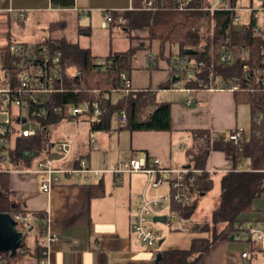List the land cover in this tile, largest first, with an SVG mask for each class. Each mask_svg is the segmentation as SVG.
<instances>
[{"label":"crops","instance_id":"1","mask_svg":"<svg viewBox=\"0 0 264 264\" xmlns=\"http://www.w3.org/2000/svg\"><path fill=\"white\" fill-rule=\"evenodd\" d=\"M149 1L73 0L72 5H64L57 0H0V87H6L10 82L6 74L13 66V57L9 51L12 42L39 46L53 32V24L56 29L59 28L58 34L62 36L66 34L65 28L70 19L78 18L77 39L74 38V41L81 47L90 48L99 59L107 58L113 51L136 48L129 72L133 88L157 89L156 101L171 103L169 130H131L126 127V123L120 122L121 111L111 116L110 127L103 130L92 131L87 116L64 118L54 123L60 128L56 130V134L60 131V140H72L71 152L66 158L58 159L61 153L57 149L49 150V154L45 155L58 159L54 167L73 169L80 166L82 158H86L90 167L107 170L102 176L89 175L84 178L83 175L56 172L54 175L57 178L52 181L50 192H44L40 184L46 173L39 172L38 165L31 169L14 168L2 156L8 164L0 166V171L9 173L15 204L26 212L30 221L46 225L42 235L47 230L59 231L61 234V240L50 250L51 264H158V252L181 247L174 246L172 240L166 243L167 237H161L154 247L143 243L134 233L133 215L140 194L154 197L169 194L171 189L167 184L165 188L162 185L152 187L148 183V175L141 172L125 171L117 179L113 171L116 165L132 156H139L148 158L149 162L159 157L161 165L165 167H191L193 162L187 151L195 144L191 132L193 129L207 130L213 140L226 138V132L234 129L243 130L246 138L250 136V105L237 102L234 90L212 84L203 88L188 87L184 80H179L173 74L172 65L179 51L177 46L167 42L163 47L160 39L150 37L148 25L128 30L126 26L115 24L112 15L111 21L104 25L106 12L119 13L118 20L125 22L132 12L153 10L149 7ZM154 2L158 3L156 0ZM228 3L242 7L238 11L240 19L233 25L234 29L241 31L253 16L257 17V12L247 9L256 0H201L202 8L209 11H215ZM22 12L24 18L21 17ZM212 22L216 25L213 17ZM43 27L49 28V33L39 36V30ZM114 28L122 38L128 37L116 48H112ZM226 33L222 34V39ZM65 36L68 38L67 34ZM174 76L177 78L174 79ZM169 80H172L169 88H158ZM91 134L96 138L95 144L91 142ZM55 143L52 146L55 147ZM206 171L209 176L201 183L200 188L204 194L200 203L214 189L216 179L217 185L220 184L216 209L222 194L223 176L229 171H264V153L259 150L253 156L240 154L234 163L224 151L213 149L207 156ZM92 186H102L104 193L93 195ZM260 196L255 197L252 207L240 215L246 225L256 220L264 221V208L257 209L255 205ZM167 207L163 212H154L151 218L154 220V216L163 214L169 218V203ZM174 218H178L177 215ZM209 218L185 221L188 225L194 222L192 227L199 231L202 226L199 224H204ZM187 224H180L172 231L179 232L184 227L187 230ZM201 236L205 235L193 236L190 244L195 237ZM30 240L33 243V237ZM257 245V242L248 239H219L211 244L198 264H264L263 254L242 256L245 251L252 252Z\"/></svg>","mask_w":264,"mask_h":264},{"label":"trees","instance_id":"2","mask_svg":"<svg viewBox=\"0 0 264 264\" xmlns=\"http://www.w3.org/2000/svg\"><path fill=\"white\" fill-rule=\"evenodd\" d=\"M157 8L148 11L132 12L128 21H119L120 14L111 11L113 22L120 27H128V30L136 26L148 25L150 37L160 39L162 46L169 42L179 48L178 57L189 56L197 61H205L204 67L198 68L194 74L186 71V67L179 71L172 65L173 74L179 80H184L188 87L203 88L212 84L215 87H229L231 81L239 82L241 88L234 90L235 98L239 103H247L251 108L250 136L235 141L230 138L211 139L209 132L203 129H193L192 135L195 144L187 151L191 161V167L202 171L197 174L194 182L184 181L181 190L187 193L191 200L188 202L176 200V189H171L169 209L176 213L177 217L191 220L197 213L200 200L203 196L202 181L209 175L206 171L207 156L211 150H222L236 163L238 156L244 154L253 156L257 151L264 153V83L260 70L264 66V34L258 26V18L252 17L250 23L241 31L234 29L236 11L229 9H217L209 11L200 9L201 0H193L197 9L179 10L174 8L175 0H156ZM165 1V6L160 3ZM233 2L235 0H232ZM64 5H72L73 0H57ZM127 17V16H126ZM215 18L218 28L214 50L211 44H200V21L203 18ZM57 24V23H55ZM53 24L47 38L39 45L54 47L59 45L63 50L64 70L67 77L66 91L56 93L52 97L55 105L63 106L61 113L51 112L45 118L37 119L42 127L33 135L24 136L20 128L12 126V130L3 133L7 138V144L0 145V161L3 159V150L8 151L4 155L14 168L31 169L38 165L41 157L49 153L52 147L50 139V125L61 119H74L68 113L70 105L83 101H95L107 107V111L97 119H90L92 131L108 129L111 116L122 110L128 115L126 127L136 129H171V103L168 101L157 102L156 90L152 88H138L124 90L119 83L120 72H129L132 68V58L136 48L130 47L126 51H113L107 57L110 67L103 65L100 59L94 56L90 48L81 47L74 40L65 35L58 34L59 28ZM257 28L259 30L257 31ZM227 32V33H226ZM225 38L222 39V34ZM218 39V40H217ZM199 46V47H198ZM193 52H188V49ZM223 49L231 50L233 58L229 61L221 60ZM214 52V53H212ZM213 56V58H212ZM213 59V61H212ZM172 59H170V62ZM244 64L248 65V71H244ZM6 74L10 78L11 68ZM77 70L81 71L78 76ZM131 77V76H130ZM172 80L162 83L158 88H169ZM5 85V84H4ZM74 86H80V91H75ZM124 93L116 101L112 100V93L120 90ZM1 105V103H0ZM259 117V120L257 119ZM19 123L15 118L12 121ZM201 140L200 143H197ZM4 160V159H3ZM93 195L104 193L102 186H92ZM264 193V171H229L222 178V194L217 208L211 218L206 219L201 230L212 232V235L195 237L188 248H167L162 250V258L158 264H198L202 256L210 249L211 244L219 239H227L235 231L237 225L244 221L240 216L243 211L252 207L255 197ZM10 190L9 173L0 171V212H10L15 218L26 217V212L19 206H14ZM29 218V217H28ZM171 216H169L168 221ZM32 229L25 231L23 252L18 251L15 256L10 252H1L9 264H38L44 250L41 244L43 231L46 225L30 221ZM33 237L31 243L28 238ZM13 260H15L13 262Z\"/></svg>","mask_w":264,"mask_h":264},{"label":"built area","instance_id":"3","mask_svg":"<svg viewBox=\"0 0 264 264\" xmlns=\"http://www.w3.org/2000/svg\"><path fill=\"white\" fill-rule=\"evenodd\" d=\"M161 6H165V1L160 3ZM157 4L154 0L149 1V7L156 9ZM174 8L179 10H192L197 9L193 4V0H175ZM200 9H203L202 7ZM217 9H229L237 12L234 18L235 22H238L240 17L238 11L242 9L237 5H221ZM247 9L251 12L263 11L264 12V0H256L254 5L247 6ZM21 17H25L24 12L21 13ZM105 22L111 21V13H105ZM259 28H257V31ZM9 51L13 57V67L11 71L18 70L19 74L16 75L10 73V82L6 87H0V145L7 144V138L3 133H8L12 130V121L15 118L19 123L26 124L30 121L36 123L35 126L24 125L20 128V133L24 136L35 134L42 125L37 122V119L45 118L51 112L61 113L64 111L63 106L55 105L52 102V97L56 93H62L66 91V80L63 60V50L59 45L54 47L42 45L33 47L26 42H12L9 47ZM233 58L231 50L223 49L221 52V60L229 61ZM101 63L107 67H110L108 59L102 58ZM205 61H197L191 59L189 56L177 57L174 64L175 69L182 71L186 67V71L190 74H194L198 68L204 67ZM244 71H248V65L244 64ZM263 76L262 82L264 83V66L260 70ZM76 75H80L81 71L77 70ZM119 83L124 90L133 89L131 77L127 72H120ZM231 90L240 89L239 82L231 81L229 87ZM75 91H80V86H74ZM120 89V88H119ZM121 90V89H120ZM42 95H46L44 100ZM107 111V107L95 101H83L78 104L70 105L68 113L72 116H89L91 119L99 118L103 113ZM26 119L24 122L23 119ZM121 123H127L128 115L125 110L120 112L119 116ZM259 120V117L257 118ZM247 136L245 132L240 129H234L226 132V138L238 141L245 139ZM91 142L96 143V138L91 134ZM55 146L63 152L60 158H66L72 148V140H60L55 143ZM5 158V157H4ZM58 159L43 156L38 162V171L45 172L46 176H43L40 184V189L44 192H50L52 187V181L57 178L54 173L66 172L72 175H83L84 178H88L89 175L100 176L101 173L106 172V169L92 168L88 165L87 159L82 158L80 166L73 169H57L54 167V162ZM117 179L120 174L125 171L141 172L145 173L149 177L148 183L152 187L161 186L164 182H167L170 189H176L174 194L176 200L188 202L191 197L183 192L181 188L184 186V181L194 182L196 176L202 170L195 167L178 168L175 166L165 167L161 165V159L154 157L152 162H149L146 157L132 156L127 161L119 162L115 169ZM170 193L149 197L145 193L139 195L138 204L135 208L133 215V230L136 237L143 243L149 246H156L161 238V232L153 228L150 225V219L155 210L164 208L170 202ZM169 216L175 217L176 213L169 211ZM18 227L24 232L31 226L29 218L17 216ZM234 235V239L257 242V246L252 252H243V257L251 255H264V221L256 220L248 225L241 222L237 225L235 231L231 234ZM61 240V234L59 231L47 230L42 239L41 244L45 247L38 264H51L50 263V250L52 246ZM25 249L20 247L18 251L23 252ZM0 264H9L8 260L0 252Z\"/></svg>","mask_w":264,"mask_h":264},{"label":"rangeland","instance_id":"4","mask_svg":"<svg viewBox=\"0 0 264 264\" xmlns=\"http://www.w3.org/2000/svg\"><path fill=\"white\" fill-rule=\"evenodd\" d=\"M257 18H258V26L262 29V32L264 34V12L263 11H257ZM200 23H201L200 31H201V37H202L200 44H204L206 42H209L211 44L212 50H214L215 45H217V42L215 40L216 39L215 35L217 34L218 29L216 28L214 22H212V18H203L200 21ZM78 24H79L78 18L70 19V23L65 28V33L67 34L68 38L71 37L72 40L77 39ZM115 29L116 28L113 29L114 32H113V47L112 48H116L117 46L119 47V44H122V43H124V41L128 40L127 36L122 38L123 36L121 34L120 35L117 34ZM48 33H49V28H46V27H43L41 29V31L39 30V36H46ZM120 38H122L123 40ZM33 39H36V37ZM31 45L33 47H36L34 44H31ZM173 51L175 52V50H173ZM212 53H214V52H212ZM212 58H213V56H212ZM212 61H213V59H212ZM12 73H13V75L14 74L18 75L19 71L14 70ZM122 93L123 92L121 90H115L112 93V99L116 100L117 98L121 97ZM42 98H44V100H45L47 98V96L42 95ZM113 120H115V119L113 118ZM24 125L36 127V123H34L32 121H30L29 123H26V124L14 123L12 126L13 127L17 126V127L21 128ZM57 128L60 130L59 126L55 125L54 123L50 125V139L52 142H56V143H58L60 140V138L58 137V135L60 134V131H59V133L57 132V134H56ZM50 149L51 150L57 149L59 151V153H61V155L63 154V152L60 151L56 146L55 147L52 146ZM2 154L7 156L8 151L3 150ZM47 154H49V153H47ZM5 164H8V162L2 159L0 161V166H3ZM102 175H103V173H101L100 176H102ZM214 183H215L214 189L211 190V192L208 193L207 196L204 197L203 201H201L199 208H198V211L196 213V216H194V219L192 221H202L203 218H205V217L209 218L212 211L215 209V206L219 201L218 197H219L220 193L218 194V192H219L220 184L217 185L218 182L216 179H214ZM166 184H167V182H164L161 187L165 188ZM166 205H167V203H166ZM255 205H256L257 209L264 208V194H262L260 197H258L256 199ZM165 209H166V206L164 208L157 209L154 212H163V211H165ZM180 224L186 225L187 222L184 219H178V218H174V217H171L170 220L167 222L154 221L153 217L150 219V225L153 228H155L161 232V237H167L166 243L169 240H172L174 242L173 243L174 246H179L181 248H184V247L188 248L189 245H191L190 240L193 236H197V235H201V234L209 235V236L212 235V232L203 233L200 229H199V231H197V228L195 229V227L194 228L192 227L194 222L192 224L190 222V224H191L190 227H192V228L189 227L190 224L189 225L187 224V230H186V227H184V229L182 231H179V232L177 230L172 231L173 228L178 227ZM199 225L203 226L204 224H202V222H201ZM202 226H200V228H202ZM28 241H31L30 235H29ZM14 261L15 260H13V262Z\"/></svg>","mask_w":264,"mask_h":264},{"label":"water","instance_id":"5","mask_svg":"<svg viewBox=\"0 0 264 264\" xmlns=\"http://www.w3.org/2000/svg\"><path fill=\"white\" fill-rule=\"evenodd\" d=\"M188 52H193V49H188ZM177 76H174V79ZM25 122L26 119L24 118ZM18 206V204H14ZM155 221L167 222L168 216L166 214L154 216ZM32 229V227H31ZM25 232L18 227V220L10 212H0V252H10L15 256L18 249L24 245ZM234 239V235H231ZM162 258V252H158L156 260Z\"/></svg>","mask_w":264,"mask_h":264}]
</instances>
